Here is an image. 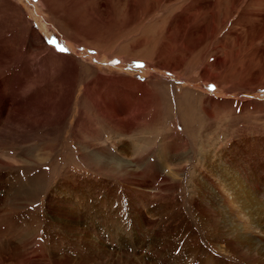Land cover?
Returning a JSON list of instances; mask_svg holds the SVG:
<instances>
[{
  "label": "rangeland",
  "instance_id": "obj_1",
  "mask_svg": "<svg viewBox=\"0 0 264 264\" xmlns=\"http://www.w3.org/2000/svg\"><path fill=\"white\" fill-rule=\"evenodd\" d=\"M259 186L264 0H0V264H264Z\"/></svg>",
  "mask_w": 264,
  "mask_h": 264
},
{
  "label": "bare ground",
  "instance_id": "obj_2",
  "mask_svg": "<svg viewBox=\"0 0 264 264\" xmlns=\"http://www.w3.org/2000/svg\"><path fill=\"white\" fill-rule=\"evenodd\" d=\"M259 168H261V162L259 161ZM246 173V172H245ZM221 183V182H220ZM221 185H222V189H223V191L225 192V193H228V195L230 194V198H231V200L233 201V202H236L238 205H237V210H235V212H240V213H244V212H253L252 210H250V209H248V208H251V207H246V206H244V202H243V198H241V192H237L235 189H237L236 187H235V189L234 188H231V186L233 185V184H231L230 182H226V183H224V184H222L221 183ZM204 186V185H203ZM255 186V185H254ZM201 187V186H200ZM205 187V186H204ZM233 187V186H232ZM262 187H264V186H259V194L261 193L262 194V197L264 196V190H262ZM218 189V188H217ZM222 191V192H223ZM227 195V194H226ZM227 195V196H228ZM261 197V198H262ZM225 201H227V200H225ZM236 205V204H235ZM233 207V206H232ZM226 208V207H225ZM229 208V207H228ZM227 209V208H226ZM252 209V208H251ZM233 210V209H232ZM224 211H226V210H224ZM230 212H231V209H230ZM224 213H226V212H224ZM233 214V213H232ZM235 215H236V213H234ZM257 216H254V215H252V216H247V215H244V216H246V217H248V218H250V221H249V224H252V225H250V227H252L253 229H259L258 231H259V252L258 253H262L263 252V249H264V200L261 202V204H259V208H258V211H257ZM231 215V214H230ZM235 215H234V217L233 218H235ZM240 219H241V217H240ZM232 220V219H231ZM230 220V221H231ZM225 223H226V225L228 224V221H227V218H225ZM229 221V222H230ZM235 221V220H234ZM247 221V220H246ZM238 222H239V220H238ZM236 224H237V222H236ZM236 224H234L233 222L231 223H229L228 225L230 226L229 228H230V230L228 229L227 231L228 232H226L228 235L227 236H229V237H232V238H235L236 240L235 241H237V242H239V243H241L242 245L245 243L246 244V246H248L249 247V245H250V243L248 242V238L247 237H245L244 235L245 234H243V235H241V232H239V230H238V227L239 226H241V225H236ZM245 224V223H244ZM236 226H238V227H236ZM246 226V225H245ZM228 227V226H227ZM243 226H241V228H242ZM248 227H249V225H248ZM240 228V227H239ZM243 228H245L246 229V227H243ZM249 229V228H248ZM251 230V229H250ZM245 231V230H244ZM246 233H247V231H246ZM249 233V232H248ZM224 235V234H223ZM237 242H235L236 244H237ZM238 245V244H237ZM241 246V245H240ZM260 258H261V261H264V254L262 253L261 255H260ZM259 260V259H258ZM264 263V262H263ZM260 264V263H259ZM262 264V263H261Z\"/></svg>",
  "mask_w": 264,
  "mask_h": 264
},
{
  "label": "snow or ice",
  "instance_id": "obj_3",
  "mask_svg": "<svg viewBox=\"0 0 264 264\" xmlns=\"http://www.w3.org/2000/svg\"><path fill=\"white\" fill-rule=\"evenodd\" d=\"M61 51H66V49H64V48H61Z\"/></svg>",
  "mask_w": 264,
  "mask_h": 264
}]
</instances>
